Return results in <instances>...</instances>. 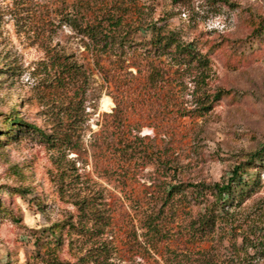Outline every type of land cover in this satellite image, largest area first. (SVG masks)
<instances>
[{
    "label": "rangeland",
    "instance_id": "1",
    "mask_svg": "<svg viewBox=\"0 0 264 264\" xmlns=\"http://www.w3.org/2000/svg\"><path fill=\"white\" fill-rule=\"evenodd\" d=\"M112 7L124 45L96 58L65 17ZM263 27L264 0H0V264H264ZM236 166L250 191L202 234L173 188Z\"/></svg>",
    "mask_w": 264,
    "mask_h": 264
},
{
    "label": "trees",
    "instance_id": "2",
    "mask_svg": "<svg viewBox=\"0 0 264 264\" xmlns=\"http://www.w3.org/2000/svg\"><path fill=\"white\" fill-rule=\"evenodd\" d=\"M112 8H114L112 9L113 11L107 13L106 17H103L102 15L89 20L85 15L81 14L79 16L81 23H79L77 17L73 16L71 13H68L65 17V22L70 25L74 31L88 40L90 45H87L89 48H92V54L96 58H99L101 53H106L116 45H118L117 47L124 45L123 43L120 44L124 39L116 38V34L122 27L124 16L123 14H119V9L115 7ZM262 30L264 31V27ZM150 44H152V48H154L153 50L161 51L160 55H163L167 49L174 47L175 53L179 56L191 61L194 60V62L201 67L207 66L208 59L206 57L190 50L184 43H182L181 39L173 33L162 35L159 32L156 33V30H153L150 32ZM96 65L100 70H103L99 65V59H96ZM148 65L149 67L147 70L150 71L149 74H151L152 77L154 76L157 78L160 69L162 70L159 62L150 61ZM219 95L220 92L213 95V99H217ZM14 121L15 120H13V122ZM261 152H263V150ZM258 154L260 155L261 153L259 152L255 155ZM244 173L245 171L243 170V167L236 166L231 170V174L226 180L213 184L196 183L187 184L185 187L180 186L173 188V191L174 189L176 190L180 188V193H183L184 190L189 188L191 189L192 195L194 196L192 198L195 202L201 204L208 203L206 205L207 216L202 220L200 228L198 229L202 234H207L212 230L217 217L220 216L219 212L224 209V207L232 205L250 191L249 180H244L242 178ZM178 192L179 191L177 190V193ZM175 193L176 192H172L169 195V199H172ZM147 225L151 232H155L157 222L154 219L151 218Z\"/></svg>",
    "mask_w": 264,
    "mask_h": 264
},
{
    "label": "bare ground",
    "instance_id": "3",
    "mask_svg": "<svg viewBox=\"0 0 264 264\" xmlns=\"http://www.w3.org/2000/svg\"><path fill=\"white\" fill-rule=\"evenodd\" d=\"M111 106H112V103L110 102L109 99H104L103 100V102H102V108L104 110H109Z\"/></svg>",
    "mask_w": 264,
    "mask_h": 264
}]
</instances>
